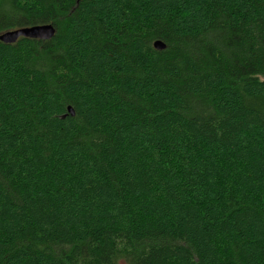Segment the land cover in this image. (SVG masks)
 <instances>
[{
    "label": "trees",
    "instance_id": "1",
    "mask_svg": "<svg viewBox=\"0 0 264 264\" xmlns=\"http://www.w3.org/2000/svg\"><path fill=\"white\" fill-rule=\"evenodd\" d=\"M43 23L0 40V264H264V0H0Z\"/></svg>",
    "mask_w": 264,
    "mask_h": 264
},
{
    "label": "water",
    "instance_id": "2",
    "mask_svg": "<svg viewBox=\"0 0 264 264\" xmlns=\"http://www.w3.org/2000/svg\"><path fill=\"white\" fill-rule=\"evenodd\" d=\"M56 28L53 23L35 24L31 26L9 29L0 34V40L5 43H14L20 37H29L41 40H50L55 36ZM155 47L159 50L165 49L166 45L161 40L155 41ZM68 112L75 115L72 106L68 107Z\"/></svg>",
    "mask_w": 264,
    "mask_h": 264
}]
</instances>
